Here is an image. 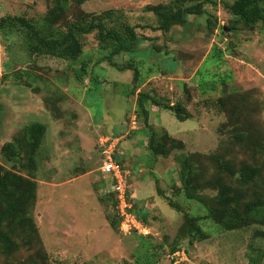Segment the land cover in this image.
Here are the masks:
<instances>
[{"label": "rangeland", "instance_id": "1", "mask_svg": "<svg viewBox=\"0 0 264 264\" xmlns=\"http://www.w3.org/2000/svg\"><path fill=\"white\" fill-rule=\"evenodd\" d=\"M172 1H84L79 9L87 15L107 14L108 25L135 28L132 50L115 56L94 33L83 36L75 59L31 56L24 33L0 30V165L36 186L26 210L36 232L3 223L0 231H11L16 247L0 248V264H264V238L254 235L264 222L227 230L206 207L217 194L214 182L226 175L220 161L259 167L242 190L246 200L264 196V22L248 29L229 10L237 0H203L202 15H186L164 33L145 8ZM52 3L0 0V18L39 26ZM257 4L264 13V0ZM72 14L65 18L73 20ZM138 94L179 103L189 119L179 121L176 111L161 107L149 111V100L146 117ZM33 124L44 126L38 145L17 144ZM152 136L162 137L166 156L150 153ZM108 138L127 171L134 209L146 212V235L119 231L109 183L99 172V142ZM8 143L16 145L17 161L5 153ZM186 159L190 199L180 177ZM188 218L202 234L192 228L188 235Z\"/></svg>", "mask_w": 264, "mask_h": 264}, {"label": "trees", "instance_id": "2", "mask_svg": "<svg viewBox=\"0 0 264 264\" xmlns=\"http://www.w3.org/2000/svg\"><path fill=\"white\" fill-rule=\"evenodd\" d=\"M84 1L87 0H53V5L39 26H35L34 23L23 17H2L0 18V30L12 31L15 29V32L24 33L26 50L31 56L44 55L64 60L75 59L81 53L83 36L91 33L95 34V38L100 44L112 47L111 53L114 56L122 51L132 50V47L138 41L135 28L122 21L117 27L108 25L107 19L109 17L106 16L107 14L87 15L79 9V6ZM202 1L185 5L183 0H174L164 5L147 6L145 10L157 16L159 23L157 29L166 33L173 26L182 25L186 20V15H202L205 12L201 5ZM260 1L262 0H237L233 5L229 6V10L236 16L237 21L242 22L248 29H253L257 22H264V13L257 4ZM68 12L73 13V20L65 18V14H68ZM121 20H123L122 17ZM59 21L63 28H58L55 25ZM206 27L208 29L211 27L209 18H207ZM229 28L232 31L236 30L233 26ZM163 72L167 71L164 70ZM146 100H149L156 107L176 111L175 116L179 121L189 119V114L185 107L179 103L170 106V104L163 103L150 96L143 98L141 94H138V107L146 117L148 115V111L144 107ZM43 132V125H30L24 129L23 138L17 139L16 142L21 144L24 141L33 149L38 145ZM161 138L156 141L152 136L149 141L148 150L153 155L166 156L168 154V151L164 149L165 144L161 141ZM164 138L169 140L167 135ZM15 146L13 143L5 145V153L13 161H17L19 156ZM184 165L180 169V177L184 193L190 199L194 192L191 193L192 169L188 159L184 161ZM218 165L220 171L226 175L219 177L214 182L213 188L216 189L217 194L212 199V204L206 205L209 217L216 224L227 230L241 229L254 222H264V219L260 217L264 213V196L254 195V198L246 200V193L242 190L253 183V180L259 176V167L242 164L235 169L227 161H220L219 164L217 162ZM35 189L34 181L0 165V226L3 223H7L11 231L14 230V225H17L18 228L27 227L31 234H35L36 228L33 221L26 214L27 207L29 209L34 204ZM129 195L131 197L130 193ZM113 206H111V210H113ZM134 211L145 223L144 214L146 212L138 213L135 209ZM187 220L190 223V229L186 230L188 235L193 233L192 228L196 230L198 235L202 234L199 226L196 225V227L194 224L193 227L192 222H195L194 219L188 218ZM9 232L0 231V248L6 253L11 252L16 247L15 243L10 239ZM254 235L264 238V231L255 230ZM176 246L172 248V253L176 251Z\"/></svg>", "mask_w": 264, "mask_h": 264}, {"label": "built area", "instance_id": "3", "mask_svg": "<svg viewBox=\"0 0 264 264\" xmlns=\"http://www.w3.org/2000/svg\"><path fill=\"white\" fill-rule=\"evenodd\" d=\"M99 143L101 147L99 172L109 180L113 194V212L118 220L119 231L124 235L132 232L148 234L146 225L133 209L127 185V171L117 161L113 140L108 138Z\"/></svg>", "mask_w": 264, "mask_h": 264}, {"label": "crops", "instance_id": "4", "mask_svg": "<svg viewBox=\"0 0 264 264\" xmlns=\"http://www.w3.org/2000/svg\"><path fill=\"white\" fill-rule=\"evenodd\" d=\"M152 110H154V111H157V110H160L158 107H154V106H152L150 109H149V111H152ZM151 153V152H150ZM99 156H100V152H99ZM101 175V174H100ZM101 177L104 179V180H107V182L109 183V180L106 178V177H104L103 175H101ZM109 185V184H108ZM109 188H110V194H112L111 193V187H110V185H109ZM137 191H138V189H137ZM139 192V191H138ZM138 192H135V194L136 195H138V196H140V193H138ZM141 196L143 197V196H145V195H142L141 194Z\"/></svg>", "mask_w": 264, "mask_h": 264}]
</instances>
